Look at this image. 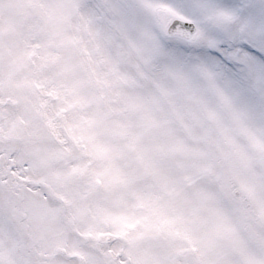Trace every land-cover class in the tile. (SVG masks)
Segmentation results:
<instances>
[{
	"label": "snow or ice",
	"instance_id": "snow-or-ice-1",
	"mask_svg": "<svg viewBox=\"0 0 264 264\" xmlns=\"http://www.w3.org/2000/svg\"><path fill=\"white\" fill-rule=\"evenodd\" d=\"M0 264H264V0H0Z\"/></svg>",
	"mask_w": 264,
	"mask_h": 264
}]
</instances>
